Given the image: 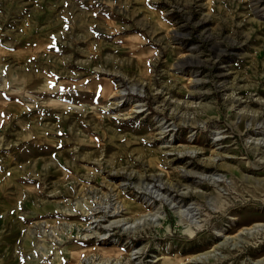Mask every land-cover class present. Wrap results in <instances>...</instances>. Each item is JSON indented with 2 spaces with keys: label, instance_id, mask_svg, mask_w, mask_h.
<instances>
[{
  "label": "rangeland",
  "instance_id": "rangeland-1",
  "mask_svg": "<svg viewBox=\"0 0 264 264\" xmlns=\"http://www.w3.org/2000/svg\"><path fill=\"white\" fill-rule=\"evenodd\" d=\"M262 224L264 0H0V264H264Z\"/></svg>",
  "mask_w": 264,
  "mask_h": 264
},
{
  "label": "bare ground",
  "instance_id": "bare-ground-1",
  "mask_svg": "<svg viewBox=\"0 0 264 264\" xmlns=\"http://www.w3.org/2000/svg\"><path fill=\"white\" fill-rule=\"evenodd\" d=\"M161 179V178H160ZM115 213H116V211H115ZM143 217V216H142ZM141 217V218H142ZM145 217V216H144ZM145 219V218H144ZM143 219V220H144ZM143 220H141V221H143ZM187 220V219H186ZM137 221V220H136ZM146 221V220H145ZM135 222V221H134ZM145 223V222H144ZM145 225V224H144ZM261 226H264L263 224L261 225ZM262 228V227H261ZM254 230H256V229H254ZM260 230V229H259ZM101 250H105V248H102ZM106 250H108V248H106ZM200 258H197V257H194V259L193 260H196V261H198ZM92 261V260H91ZM106 261V260H105Z\"/></svg>",
  "mask_w": 264,
  "mask_h": 264
}]
</instances>
